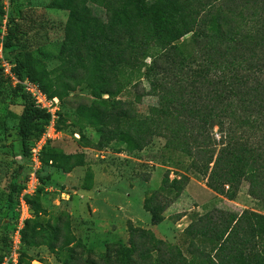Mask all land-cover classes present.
<instances>
[{
	"label": "trees",
	"instance_id": "obj_1",
	"mask_svg": "<svg viewBox=\"0 0 264 264\" xmlns=\"http://www.w3.org/2000/svg\"><path fill=\"white\" fill-rule=\"evenodd\" d=\"M93 1L105 8L106 19L96 15L89 0L50 1V9L67 13L63 38L57 45L59 65L54 69L34 54L29 43V32L36 24L33 14L25 11L19 18L10 16L3 47L15 64L16 75L20 79L28 76L50 97L58 96L62 107L72 91L83 86L91 89L98 98L76 108L79 135L85 144H91L85 127L98 122L106 126V144L115 143L120 151L142 150L154 137H162L167 151L195 156L192 167L208 177V186L218 194L235 199L243 180H248L251 195L264 198V0ZM1 73L2 67L0 87ZM137 78L150 82L151 92L159 99V117L133 113L118 99ZM18 88L24 102L19 132L28 161L31 144L44 131L50 114L35 105L21 84ZM63 112H59L57 123L62 130L67 121ZM215 127L219 138L214 135ZM207 140L214 145L212 149L205 147ZM51 143L41 155L43 169L49 166L71 172L86 164L85 153H66ZM27 171L20 165L13 175L7 195L10 207L17 202L24 187L18 181ZM42 171L36 195L27 197L33 215L22 231L20 259L26 248L45 246L63 264H76L74 248L80 242L72 231L70 216L44 221L48 212L40 193L48 181ZM188 180L184 174L171 179L168 173L162 187L146 198L145 206L155 221L163 220ZM7 232L8 228L6 250ZM184 232L190 239L189 255L170 247L165 257L162 239L152 230L131 225L130 246L118 250L115 259L105 255V261H264L262 213L219 210L197 214ZM3 257L0 255V264Z\"/></svg>",
	"mask_w": 264,
	"mask_h": 264
},
{
	"label": "rangeland",
	"instance_id": "obj_2",
	"mask_svg": "<svg viewBox=\"0 0 264 264\" xmlns=\"http://www.w3.org/2000/svg\"><path fill=\"white\" fill-rule=\"evenodd\" d=\"M50 1L16 0L5 3V0H0V42L3 32L7 33L5 28L9 17L13 15L19 18L28 11L33 14L36 23L29 32L31 48L37 57L46 61L49 69H54L59 65L57 45L63 38L67 13L50 9ZM89 2L96 15L107 18L101 4L93 0ZM1 59L0 54V68ZM150 61L151 58L147 59V63ZM1 75L0 208L3 211L0 212V255L5 257L9 253V246L7 250L4 247L5 229L8 228V235L16 219L15 204L11 207L7 204V195L14 173L20 165L28 170V161L23 155L19 132V116L24 104L22 93L17 83ZM150 86L145 78H137L118 99L133 113L159 117V99L151 92ZM96 98L91 89L85 86L72 91L64 101L63 113L67 121L63 135L51 143L66 153H85L86 164L71 172L49 166L42 171V177L48 181L40 193L48 212L44 221L70 216L72 231L80 242L74 248L76 264H108L105 255L115 259L118 250L130 246L131 225L152 230L158 239L165 242V257H168L170 247L181 249L185 255H189L190 239L184 231L197 214H216L219 210L237 213L251 210L264 214V198L251 195L248 180H243L235 199L218 194L208 186V177L192 167L195 156L167 151L165 138L154 137L142 150L132 153L120 151L117 144H106V126L98 122L85 127V134L91 142L90 145L85 144L81 135H76L80 134L76 108L79 103L92 102ZM217 130L218 127H215L213 132L219 138ZM205 147L212 149L214 145L208 141ZM168 173L171 179L184 174L189 180L182 194L166 209L163 220L155 221L145 201L162 187ZM25 178L24 172L18 182L24 183ZM196 243L201 244L199 240ZM23 256L22 260L19 256V264H28L33 260L42 264H63L45 246L26 248ZM260 264H264V261Z\"/></svg>",
	"mask_w": 264,
	"mask_h": 264
},
{
	"label": "built area",
	"instance_id": "obj_3",
	"mask_svg": "<svg viewBox=\"0 0 264 264\" xmlns=\"http://www.w3.org/2000/svg\"><path fill=\"white\" fill-rule=\"evenodd\" d=\"M11 3V0H5ZM7 25V23H6ZM5 28V27H4ZM6 29V28H5ZM0 42L1 67L3 75L18 85L23 86V90L31 97L35 105L50 114L49 121L45 125L44 131L39 137L34 139L31 144V154L28 158V171L23 183V188L17 196L15 204L16 219L14 226L8 234L9 253L4 257L1 264H19V256L22 246V231L25 228L26 221L32 218L33 211L28 202L27 197L34 195L41 186L40 174L43 169L42 153L49 141L56 140L62 137L63 130L59 129L57 123L59 119V112L63 110L62 101L58 96L50 97L40 86L39 83L31 80L28 76L20 79L14 72L15 64L7 58L3 42L5 38V31L3 32ZM3 60V61H2ZM80 137L79 134H76ZM42 264L38 260H34L33 264Z\"/></svg>",
	"mask_w": 264,
	"mask_h": 264
}]
</instances>
